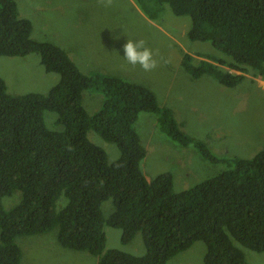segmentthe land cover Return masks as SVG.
<instances>
[{"label": "trees", "instance_id": "1", "mask_svg": "<svg viewBox=\"0 0 264 264\" xmlns=\"http://www.w3.org/2000/svg\"><path fill=\"white\" fill-rule=\"evenodd\" d=\"M155 1L191 17V40L209 41L232 58L195 61L183 52L191 78L211 76L236 87L245 73L264 77V0ZM32 33L16 0H0V56L37 53L47 71L60 74L47 94L22 95L8 92L0 75V264H25L18 238L54 230L62 246L89 251L98 264H168L198 240L207 246L203 264H249L243 248L264 252V147L250 158L216 155L183 131L148 87L83 72L66 50ZM84 91L105 96L94 114L84 107ZM46 112L57 114V129L47 125ZM143 112L157 114L177 144L227 168L180 191L171 171L147 179L141 166L147 151L136 128ZM91 130L115 144L119 158L110 161L89 139ZM16 191L21 199L12 205ZM109 200L113 211L105 216ZM105 225L122 230V244L141 233L146 251L106 248Z\"/></svg>", "mask_w": 264, "mask_h": 264}, {"label": "rangeland", "instance_id": "2", "mask_svg": "<svg viewBox=\"0 0 264 264\" xmlns=\"http://www.w3.org/2000/svg\"><path fill=\"white\" fill-rule=\"evenodd\" d=\"M20 15L33 23L32 37L50 41L66 50L79 68L86 73L102 72L154 89L159 105L169 108L182 129L202 140L216 155L231 159L250 158L264 147V79L245 74L236 87H227L211 76L191 78L182 67L183 52L202 58H232L218 51L209 41L191 40L187 36L191 25L189 15H177L168 4L155 0H112L105 7L103 0H16ZM128 39L143 40L152 50L158 64L152 71L133 67L123 57V45ZM223 69L237 72L222 65ZM0 75L11 94L38 92L47 94L60 81V74L47 71L37 53L26 56H0ZM255 82H253V81ZM236 91V92H235ZM86 110L94 114L102 108L105 96L84 91ZM56 113L46 112L47 125H54ZM155 113H141L137 131L147 149L141 166L147 178L171 171L177 191L188 189L227 168V163H214L194 146H180L158 122ZM89 139L102 146L110 161L121 155L119 148L107 142L96 131ZM12 196L21 199V192ZM10 198V197H9ZM110 205L108 212L105 206ZM105 216L113 211L111 200L104 202ZM106 248L141 254L146 251L141 233L122 244V230L105 225ZM23 248L25 264H98V258L86 250L62 246L56 230L18 238ZM249 264H264V252L243 248ZM207 250L203 240L172 257L168 264H203Z\"/></svg>", "mask_w": 264, "mask_h": 264}, {"label": "clouds", "instance_id": "3", "mask_svg": "<svg viewBox=\"0 0 264 264\" xmlns=\"http://www.w3.org/2000/svg\"><path fill=\"white\" fill-rule=\"evenodd\" d=\"M103 4L105 7H108L112 4V0H103ZM21 16V15H20ZM22 17V16H21ZM23 18V17H22ZM33 24V23H32ZM188 36V35H187ZM123 57L125 60L135 67L136 65H139L140 68L146 72L152 71L157 67V60L154 58L153 52L151 49L145 46V42L143 40H132L128 39L127 43L123 45ZM72 58V57H71ZM76 63V62H75ZM77 64V63H76ZM82 70V69H81ZM83 71V70H82ZM84 72V71H83ZM237 73V72H236ZM241 73V72H239ZM246 74V73H245ZM263 77V76H262ZM264 78V77H263ZM264 80V79H262ZM240 85V84H239ZM238 85V86H239ZM146 87V86H145ZM150 89V88H149ZM156 93L158 102H159V96L157 92L154 89H151ZM236 92V91H235ZM85 107V106H84ZM162 107V106H161ZM171 110V109H170ZM173 112V111H172ZM174 115V114H173ZM175 117V116H174ZM177 120V119H176ZM159 122V120H158ZM160 124V123H159ZM180 128L182 129V124L178 122ZM60 128V127H58ZM183 130V129H182ZM184 131V130H183ZM166 132V131H164ZM167 133V132H166ZM168 134V133H167ZM168 136H170L168 134ZM194 138V137H193ZM189 147V146H188ZM146 148V147H145ZM195 148V147H194ZM196 149V148H195ZM197 150V149H196ZM147 151V149H146ZM198 151V150H197ZM147 154V153H146ZM217 175V174H216ZM151 179V178H147Z\"/></svg>", "mask_w": 264, "mask_h": 264}]
</instances>
